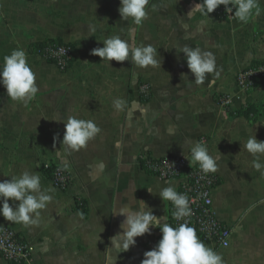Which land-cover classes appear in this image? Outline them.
<instances>
[{"label": "crops", "instance_id": "1", "mask_svg": "<svg viewBox=\"0 0 264 264\" xmlns=\"http://www.w3.org/2000/svg\"><path fill=\"white\" fill-rule=\"evenodd\" d=\"M152 3L159 10L150 11L143 26L137 27L122 20L120 0H0V63L13 49L23 48L40 89L25 105L12 101L0 84L4 138L0 181L30 170L40 175L43 188L55 190L38 226L24 227L0 215V226L15 229L30 244L31 264H108L109 260L141 264L144 253L161 239V229L152 227L151 234L136 238L135 246L117 253L111 238L122 231L125 217L113 211L125 205L135 209L143 200L171 224V202H164L158 193L169 183L178 190V182L146 172L141 158L145 154L190 156L189 148L182 145L198 140L219 157V181L213 192L216 213L237 229L228 248L204 243L222 253L226 264H264V177L242 147L255 134L264 141V115L251 120L239 114L248 105L264 111V83L251 91L238 84L244 68L264 63V13L241 25L235 19L204 17L195 11L189 18L196 0ZM88 25L97 30L89 32ZM130 29L134 30L132 43L157 48L159 67L140 69L130 59L113 60L109 66L91 53L103 47L102 40L109 36L128 39ZM48 38L72 45L74 60L67 70L29 51L33 43ZM184 44L215 53L223 71L213 86L207 81L194 84L184 54L176 49ZM145 85L147 99L142 91ZM222 95L230 98L228 107L220 103ZM115 98L127 100L130 107L135 102L137 107L116 112ZM68 115L92 119L102 129L86 148L70 155L61 148L65 121H57ZM169 126L175 127V135L168 134ZM57 133L59 139L54 140ZM48 161L68 165L66 170L73 176L68 189H58L47 177L43 165ZM78 199L87 203L86 216L77 206ZM0 264L10 263L0 255Z\"/></svg>", "mask_w": 264, "mask_h": 264}, {"label": "clouds", "instance_id": "2", "mask_svg": "<svg viewBox=\"0 0 264 264\" xmlns=\"http://www.w3.org/2000/svg\"><path fill=\"white\" fill-rule=\"evenodd\" d=\"M221 5L241 25H247L264 13L261 0H201L187 15L191 18L195 11L204 17H209ZM158 10L152 0H120L118 8L122 20L130 21L137 27L143 26L150 11ZM88 26L89 32L94 33L97 30L93 25ZM127 35L128 39L122 38L121 35L109 36L102 40L103 47H96L91 53L101 57L102 62H106L109 66L113 60L123 62L129 59L140 69H154L160 66V61L157 59L158 50L154 45L149 43L137 46L132 43L134 40L132 29ZM176 49L178 53L184 54L187 67L194 75L192 81L196 86H202L207 81V85L211 87L221 78L223 69L218 66L215 53L207 47H192L184 44L178 45ZM0 84L14 102L26 105L36 98L40 90L37 74L31 67L27 52L23 48L18 47L3 56L0 63ZM112 106L116 112L131 111L132 108L137 107L135 102L130 107L128 101L123 98L113 99ZM60 120L65 121L61 148L69 155L86 148L89 142L95 140L102 132L101 127L92 119H80L76 115H68L57 121ZM175 131L173 126L167 129L169 135H175ZM55 139H59L58 133ZM116 146L119 147L118 141ZM185 146L190 150V157H185L191 166L198 165L200 172L205 176L218 171L219 157L210 154L203 140L185 141L182 145L183 149ZM242 147L253 157L252 167L264 177V159H262L264 141L258 140L255 134L249 136L246 142H242ZM56 155L60 157L61 153L57 152ZM64 168L67 169L68 165L64 164ZM54 191L51 187L43 188L40 175L30 170H24L18 176L12 175L11 179L0 181V202H2L0 215L24 227L38 226L42 211L46 210L53 201ZM158 195L164 202H171L174 209L172 218L178 222L177 225L173 226L165 222V216L158 217L143 200H138L135 209L127 205L118 209L116 207L113 213L125 217L120 225L122 231L111 238L112 247L116 252L128 251L136 245L137 237L151 234L152 227H159L162 237L151 250L144 253L141 264H226L223 254L206 245L198 236L196 228L191 225L190 218L194 213L190 206L192 201L187 194L178 192L169 183V186L163 187ZM9 200L12 201L11 204ZM223 246L227 247L228 241L225 240ZM108 264H112V261L109 260Z\"/></svg>", "mask_w": 264, "mask_h": 264}, {"label": "built area", "instance_id": "3", "mask_svg": "<svg viewBox=\"0 0 264 264\" xmlns=\"http://www.w3.org/2000/svg\"><path fill=\"white\" fill-rule=\"evenodd\" d=\"M212 16L221 20L235 19L234 16L225 11L223 5L219 6ZM73 55V47L62 44L47 48L43 56L47 60L52 59L54 64L65 71L70 67ZM256 77H264V63L251 64L244 68L239 73L238 84L249 90L254 87ZM142 91L146 93L148 87L143 86ZM220 99V103L229 105L230 98L228 96L222 95ZM185 156L190 157L189 155L155 157L151 154H145L141 158L143 159V166L141 167L146 172L163 180H176L178 182L177 191L187 194L192 201L190 206L194 215L190 218V223L196 228L200 239L220 249L228 248L231 244L233 229L218 217L214 207L213 192L218 184L219 177L216 173L203 175L198 165L191 166ZM52 163L48 161L44 163L43 167L47 169ZM51 180L55 187L66 190L71 186L73 176L62 165L57 164ZM173 210V206L170 204V221L173 226H176L178 222L172 218ZM225 240L228 241L227 247L223 246ZM0 255L13 264H31L32 262L30 244L15 229L9 226H0Z\"/></svg>", "mask_w": 264, "mask_h": 264}, {"label": "trees", "instance_id": "4", "mask_svg": "<svg viewBox=\"0 0 264 264\" xmlns=\"http://www.w3.org/2000/svg\"><path fill=\"white\" fill-rule=\"evenodd\" d=\"M196 1L198 3L201 2V0H196ZM212 14L213 13H211L210 15H212ZM62 44H67V45L72 46L70 43H66L60 38H48V39H45L43 41H38V42L33 43L30 46L29 51L31 53L45 55L47 48H49L51 46L62 45ZM73 60H74V57H73V59L70 62V66H71ZM48 61L53 63L52 59H48ZM260 63L261 62H253L252 64L253 65H258ZM263 83H264V77H256L255 84H254L253 88H255V87H257V86H259V85H261ZM253 88L249 89L248 91H251ZM145 95H147V96H145ZM144 96H145V99H147V98L150 97V94L144 93ZM219 101L221 102L220 97H219ZM225 106L228 107L229 105H225ZM260 109L261 108H258L256 106L248 105L245 109L241 110V112H239V114L240 115H244L247 118H250L251 120H255L260 115H264V111H261ZM3 142H4V138H3V135L0 133V145H2ZM141 166H143V159H141ZM56 167H57V164L52 163L47 169H44V172H45V174L47 175L48 178H50V179L52 178L53 172L56 169ZM77 206L82 211V213L86 216L87 212H88L87 203L85 201L81 200V199H78V205ZM10 264H13V263H10Z\"/></svg>", "mask_w": 264, "mask_h": 264}]
</instances>
